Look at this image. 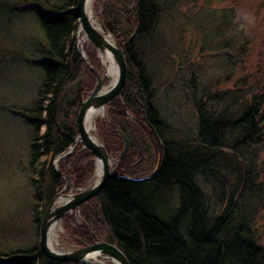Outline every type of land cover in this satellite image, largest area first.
<instances>
[{"label":"rangeland","instance_id":"1","mask_svg":"<svg viewBox=\"0 0 264 264\" xmlns=\"http://www.w3.org/2000/svg\"><path fill=\"white\" fill-rule=\"evenodd\" d=\"M46 1L53 3V0ZM0 2L8 4L19 15L10 24L0 17V254L5 258L17 251L38 247L39 225L46 208L44 200L34 198V186L38 184L32 183L33 168L29 166L32 129L20 115L23 110L32 109L36 101L42 80L36 62L38 52L45 48L46 42L33 12L25 11L33 3L32 0ZM157 5L159 14L153 33L142 39L134 36L130 44L146 71L151 105L158 120L169 128L163 131L162 136L172 143L170 150L182 156L191 150L189 145L197 136L200 102L204 104V111L211 112L215 117L224 113L226 120L234 121L240 118L254 97L264 96V0H158ZM133 6L129 4L127 9ZM91 8L95 20L118 44L122 42L115 38V33L125 41L131 36L134 25L120 18V0H92ZM112 20H115L113 26L110 25ZM77 31L74 33L76 51L87 70L82 75L84 89L79 94L81 101L95 84L89 67L98 73H103L104 68L98 53L82 33L81 48H78ZM127 33L129 35L126 36ZM223 50L227 52L204 57ZM77 91V86L71 87L69 97H73ZM115 99L122 106L121 98L118 96ZM108 105L94 117L92 132L95 140L103 143L102 133L112 125L118 127L117 132L126 124L145 128L144 120L129 109L123 108L119 118L110 113ZM260 128L261 143L253 146L249 155L255 159L251 163L257 176L255 183L262 186L264 194V123ZM43 131L41 127L39 133ZM142 132L138 139L131 135L132 143L135 141L140 146L138 150L134 148L135 145L130 148L128 158L125 157L128 164L121 158L111 163L115 171L122 167L126 176L142 178L158 168L161 157L158 140L146 129ZM118 144L117 152H120L123 148L120 136ZM84 151L88 150L77 143L71 154ZM247 159L250 160L248 156ZM59 162L56 164L57 171ZM91 163L90 175L80 187H76L70 175H66L74 191L93 182L94 157ZM85 165L83 163L81 167L85 168ZM61 180L55 194L64 187V180ZM195 184L206 199L207 218L218 217L221 213L217 212L218 202L227 199L229 182L214 178L213 186L208 179L198 177ZM263 194L248 197L249 193H246L241 203L243 200L248 202L247 209L243 210V214L248 213L246 238L264 251ZM161 198L156 212L165 221L174 218L180 220L181 212H186L189 203L196 207L197 212L205 208L198 197L194 202L192 193H182L174 187ZM80 207L65 215L54 226L59 252L74 250L93 241ZM187 212H191V209ZM90 263L107 262L96 259Z\"/></svg>","mask_w":264,"mask_h":264},{"label":"trees","instance_id":"2","mask_svg":"<svg viewBox=\"0 0 264 264\" xmlns=\"http://www.w3.org/2000/svg\"><path fill=\"white\" fill-rule=\"evenodd\" d=\"M32 1L25 11L33 12L46 46L38 52L36 62L42 75L36 101L32 109L23 110L20 115L32 129L29 166L33 168L32 183L38 184L34 186V198L44 200L45 208L62 183L59 174L70 175L76 187L82 186L90 175L93 156L88 151L72 153L59 162L57 173L53 169L54 158L64 153L77 135L79 94L84 89L82 75L87 70L75 47L76 0H53L52 4L46 0ZM120 1V18L134 25L136 38L150 36L158 20V0ZM129 4L134 5L130 10L127 9ZM18 16L12 7L0 2L3 21L10 24ZM114 22L112 20L110 25ZM114 36L125 41L120 34ZM123 52L127 72L119 95L122 106L119 100L113 99L108 105L110 113L120 118L126 108L142 118L145 128L126 124L120 131L129 139L130 148L135 145L136 150L140 145L132 143L131 135L138 139L144 129L149 131L162 144V162L156 174L145 182L129 183L111 178L95 198L80 207L89 236L119 247L129 264H264V251L246 238L248 213L243 214V210L247 209L248 202L241 203L246 193L248 197L263 194L262 186L255 183L257 176L251 164L255 159L249 153L262 140L264 96L254 97L234 121L226 120L224 113L215 117L204 111V104L200 102L197 136L189 145L191 150L177 155L170 150L172 143L162 136L169 128L158 120L151 105L150 83L132 44L124 46ZM73 86L79 91L69 97ZM41 127L42 134L39 133ZM117 128L112 125L102 133L103 145L109 154L119 151ZM125 157L127 159L128 155ZM83 163L85 168L81 167ZM117 172L126 174L122 167ZM198 177L208 179L213 186L214 178L229 182L230 193L225 201L218 202L217 212L221 213L216 218H207L206 199L195 184ZM173 187L182 193H192L194 202L198 197L205 204L204 210L197 212L189 203L186 212H181L180 220L161 219L156 206L162 201V195ZM190 209L191 212H187ZM0 264L68 263L48 260L36 246L5 258L0 254Z\"/></svg>","mask_w":264,"mask_h":264},{"label":"water","instance_id":"3","mask_svg":"<svg viewBox=\"0 0 264 264\" xmlns=\"http://www.w3.org/2000/svg\"><path fill=\"white\" fill-rule=\"evenodd\" d=\"M92 0H76L75 15L77 18V29L81 31L83 38L91 44L94 50L99 55H109L115 63L117 77L113 85L106 91H101V86L104 82L103 73H98L95 69L90 68L95 78V84L89 95L80 101L78 112L76 115L77 135L72 139L67 150L57 155L53 160V169L57 173L56 164L71 154L77 143H80L83 149L88 150L94 157L95 163L98 162L101 167V173L95 183H91L83 189L74 191L73 186L68 183L69 177L63 174L59 176L64 180V187L56 193L47 204L42 215L39 225V240L38 248L40 253L50 261L69 263V264H91L88 260L101 259L108 264H129L123 251L112 244L105 241H99L92 235L93 241L91 244H85L80 248L68 250L64 252L54 251L49 248L48 236L50 230L68 213L79 208L89 200L95 198L104 188L108 180L111 178L129 183H141L150 180L161 167V160L158 168L155 169L149 176L142 178H133L124 174H119L111 167V162H117L118 158L125 155L129 148L127 137L118 131L123 148L120 152L109 154L106 152L102 142L91 139L84 130V124L88 116L96 115L108 105L113 99L120 95L126 79V60L123 52V47L129 44L136 35L137 29H134L131 36L121 44H118L111 34L100 25L101 31L98 32L87 20L85 16V8L87 3ZM111 41V43H110ZM78 48H81L80 43H77ZM226 50L215 53L206 54L204 57H215ZM85 63L88 64L87 58L83 55ZM106 263V264H107Z\"/></svg>","mask_w":264,"mask_h":264},{"label":"bare ground","instance_id":"4","mask_svg":"<svg viewBox=\"0 0 264 264\" xmlns=\"http://www.w3.org/2000/svg\"><path fill=\"white\" fill-rule=\"evenodd\" d=\"M92 1H89L87 3V6L85 8V16L88 20V22L98 31L100 32V24L95 20L93 16V11L91 8ZM77 40L80 43V37H81V31H77ZM111 43V41H110ZM112 44V43H111ZM99 55V54H98ZM100 62L104 68L103 70V77H104V82L101 86V91H106L109 89L114 81L116 80L117 77V70L115 63L113 62L112 58L109 55H99ZM100 114L102 113L101 111L99 112ZM97 113V114H99ZM96 114V115H97ZM96 115L88 116L86 118L85 124H84V130L88 136L91 137V139L95 140L94 134L92 132V126H93V120ZM112 163V162H111ZM101 173V167L98 162L95 163V172H94V180L92 183H95ZM60 229V228H59ZM48 245L51 250L57 251V245H58V237L57 233L55 231V227H53L50 230L49 236H48ZM95 262V260H88V262ZM105 264V263H104Z\"/></svg>","mask_w":264,"mask_h":264},{"label":"flooded vegetation","instance_id":"5","mask_svg":"<svg viewBox=\"0 0 264 264\" xmlns=\"http://www.w3.org/2000/svg\"><path fill=\"white\" fill-rule=\"evenodd\" d=\"M122 91V90H121ZM151 129V128H150ZM152 130V129H151ZM152 132L154 133V135H155V132L152 130ZM128 139V138H127ZM128 141H129V139H128ZM158 143H159V149H161V151H162V144H160V142L158 141ZM129 150H130V141H129V148H128V151H127V153L129 152ZM115 153H117V152H115ZM115 153H112V154H115ZM127 153L125 154V155H123L122 157H120V158H123V157H125L126 155H127ZM118 173V172H117ZM74 182V181H73Z\"/></svg>","mask_w":264,"mask_h":264}]
</instances>
